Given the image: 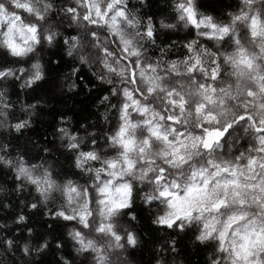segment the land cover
Here are the masks:
<instances>
[{"label": "clouds", "instance_id": "9594fccd", "mask_svg": "<svg viewBox=\"0 0 264 264\" xmlns=\"http://www.w3.org/2000/svg\"><path fill=\"white\" fill-rule=\"evenodd\" d=\"M213 67L209 80L202 68ZM262 83L264 0H0V264H232L231 243L264 229V168L246 164L264 160V145L243 121L205 149L199 126L221 127L245 105L264 120ZM218 164L237 175H214ZM204 179L190 215L161 224L177 211L161 193Z\"/></svg>", "mask_w": 264, "mask_h": 264}, {"label": "snow or ice", "instance_id": "6c2138e0", "mask_svg": "<svg viewBox=\"0 0 264 264\" xmlns=\"http://www.w3.org/2000/svg\"><path fill=\"white\" fill-rule=\"evenodd\" d=\"M185 11L188 12L189 19L191 20V22L193 24H195L196 20L193 18L191 10L185 9ZM212 27H215V25H212ZM221 31H227V29L224 28ZM148 35H151L150 29L148 31ZM198 64H199L198 60L196 61L195 64H191L189 66V71H195V68L197 67ZM202 71L205 72L207 79L215 80V78L217 76L216 67H213L211 70L202 68ZM133 75H134V73H133ZM259 87H260V91L264 92V83L260 84ZM200 88L201 89H209L213 93L215 92V88L212 87L210 84H201ZM247 95L249 98H252V97H255L256 93L254 91H252L251 89H249L247 92ZM169 96L172 97L170 100V103L174 107H178L181 110L184 109L185 101L183 99L178 100L175 96V93H169ZM206 99L211 100L213 98L212 97H206ZM220 102L223 103V101H220ZM135 103H136V101L133 100V104H135ZM124 107L127 108V105H124ZM205 107H206V105L203 103L196 105V107H195L196 113L200 114V113L204 112ZM257 107L264 108V104H259V105H257ZM142 111H143V109H142ZM214 118H215V116L213 113H204L203 119H204L205 123L209 122L211 119H214ZM168 120L172 123H176L178 121V117L175 115H169ZM243 121H248L251 124L252 130L259 134L257 136V143L260 145H264V120H260L258 122L247 111V106L245 105L244 108H242V110L239 113H237L233 117L232 120L226 121L223 124V126H221V127H203V125H200L199 127L202 128L203 134H202V136L199 137V140H200L202 146L205 149L211 148L213 144L220 142L222 140V138H224L226 135H228L231 132V130L233 129V127L235 126V124L241 123ZM256 150L258 152L264 153V147H260ZM241 155H243V154L241 153ZM236 159L239 160L240 156H237ZM209 163H212V162L209 161ZM246 164H247L248 170L250 172H255V169L257 166H259L260 168H264V160H260L258 162L257 157L252 156V155H249L247 157ZM215 167L217 168V171L214 173V175H219L221 173H228V174H231L232 176H236L239 165L231 164V165L225 166V165H219L218 164V165H215ZM198 174L201 177L205 176V173L203 171H201ZM248 179L251 180L252 177H248ZM209 184H210V180L204 179L203 184H197L194 186H189L187 188V190L183 193V195H181L180 193L171 192L167 189L165 191H163L161 193L162 196H165V197L170 196L173 198V199L169 200V204L175 205L177 207V211H176L175 215H172L168 219L161 217L160 223L161 224H167V225L171 226L181 216L190 215L192 208L186 207L187 204L190 203V201L186 198L189 197L190 193L192 192L193 187L203 188L206 190ZM227 184H232V185H236L239 187H249V188L260 187L259 185H256L254 183L247 184V185H241L240 181L238 179H230L227 181ZM261 191H264V189H261ZM233 194L237 195V196L240 195L239 192H234ZM256 199L259 200L260 197L257 196ZM226 203H227V201L225 198L217 199L216 202L212 204V208L219 209V208L225 206ZM240 203L243 204L244 201L241 200ZM262 207H264V205H262ZM61 215H63V213H61ZM237 218H240V217H237ZM205 228L208 229L207 235H211L212 232L214 231V228L210 227L208 222L205 223ZM226 232H227V228L222 230L219 234L220 248H221V250H225V251L227 250L225 248ZM253 236H254V239H253ZM201 238H203V236ZM117 239H119V237H117ZM129 242L130 243L134 242L132 240L131 235H129ZM253 249H257V250L264 249V229H262L259 232L252 230L251 233L242 234V243L240 245H237L235 241H233L231 243V250H232V256H233L232 264H238V261H240V260H243V264H264V260L260 259L258 253H254Z\"/></svg>", "mask_w": 264, "mask_h": 264}, {"label": "trees", "instance_id": "16d2710c", "mask_svg": "<svg viewBox=\"0 0 264 264\" xmlns=\"http://www.w3.org/2000/svg\"><path fill=\"white\" fill-rule=\"evenodd\" d=\"M202 3L205 6H209V7L214 6V0H202ZM88 101H89V97L88 96H85V97H83V98H81L80 100L77 101L78 103H80L81 107L75 113L76 116H80L82 113H85V112L88 111V107H89ZM64 102L65 101H63L62 98L57 100V103H64ZM52 111H53V119H54L55 118L56 109L54 108ZM68 111H72V109L69 108ZM47 127H51V125L49 124ZM46 130H47L46 128L43 129V127H39L37 129H35V132H36L37 135H40L41 139H44V138H46V134H45ZM143 227L145 229H147L149 232L154 234V230L149 227L147 222L144 223Z\"/></svg>", "mask_w": 264, "mask_h": 264}]
</instances>
